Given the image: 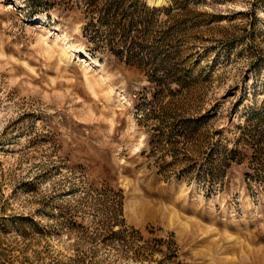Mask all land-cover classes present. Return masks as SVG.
<instances>
[{
	"label": "rangeland",
	"instance_id": "374dc122",
	"mask_svg": "<svg viewBox=\"0 0 264 264\" xmlns=\"http://www.w3.org/2000/svg\"><path fill=\"white\" fill-rule=\"evenodd\" d=\"M153 1L0 0V264H264V0Z\"/></svg>",
	"mask_w": 264,
	"mask_h": 264
},
{
	"label": "trees",
	"instance_id": "16d2710c",
	"mask_svg": "<svg viewBox=\"0 0 264 264\" xmlns=\"http://www.w3.org/2000/svg\"><path fill=\"white\" fill-rule=\"evenodd\" d=\"M118 10H120L119 6L115 7V4H109L100 9L99 12L100 16L103 17V19L109 20L112 17H117Z\"/></svg>",
	"mask_w": 264,
	"mask_h": 264
},
{
	"label": "bare ground",
	"instance_id": "6f19581e",
	"mask_svg": "<svg viewBox=\"0 0 264 264\" xmlns=\"http://www.w3.org/2000/svg\"><path fill=\"white\" fill-rule=\"evenodd\" d=\"M164 0H154L153 2H155L156 4L159 5V3L163 2ZM43 19V18H42Z\"/></svg>",
	"mask_w": 264,
	"mask_h": 264
}]
</instances>
